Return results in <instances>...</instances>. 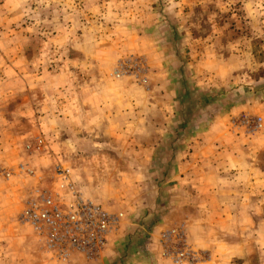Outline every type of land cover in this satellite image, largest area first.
<instances>
[{
    "label": "rangeland",
    "instance_id": "rangeland-1",
    "mask_svg": "<svg viewBox=\"0 0 264 264\" xmlns=\"http://www.w3.org/2000/svg\"><path fill=\"white\" fill-rule=\"evenodd\" d=\"M14 18L4 31L0 25L1 87L8 90L0 92V213L23 227L17 234L39 238L18 219L34 188L69 196L55 177L59 163L84 197L124 211L111 233L123 232L131 207L144 199L146 114L147 148L159 171L152 183L172 189L177 182L170 167L185 136H195L184 151L199 154L203 172L187 175L181 200L146 223L147 241L156 225L163 228L159 256L144 264H264V191L226 180L235 157L239 169L255 162L264 170V0H27ZM155 52L166 59L160 79L152 77ZM197 66L209 87L188 78ZM152 104L164 105V117L144 111ZM244 117H261L260 127L248 129ZM212 152L210 165L202 154ZM144 224L133 233H144ZM178 228L195 255L182 263L161 250L162 231ZM13 246L5 244L10 264L20 260ZM102 252L75 254L66 264L93 263Z\"/></svg>",
    "mask_w": 264,
    "mask_h": 264
},
{
    "label": "crops",
    "instance_id": "crops-1",
    "mask_svg": "<svg viewBox=\"0 0 264 264\" xmlns=\"http://www.w3.org/2000/svg\"><path fill=\"white\" fill-rule=\"evenodd\" d=\"M26 1L27 0H0V25L3 31L6 29L5 23H12L15 20L14 17H20L24 14ZM165 61V56L159 57V54H156V52L155 54H151V65L157 68V70L152 74L153 78H163L164 74L161 70V67L164 66ZM3 64L4 62L2 63V65ZM193 64L194 63L191 62V66H193ZM193 70L194 73L188 78L190 80H193L196 86L202 85L204 87H209V81L203 75L206 69L200 71L198 67L196 70L195 68H193ZM1 75L2 74H0V92L2 88L4 93L6 94L8 93V90L1 87V81H5V78L2 77L3 75ZM179 77L182 79L180 74ZM236 105H233L231 107L230 112L237 109ZM152 108H154L157 112L160 110V112L162 113L161 116L164 117L163 104L145 105L144 111L147 112L148 110H152ZM225 115H228V113H226ZM146 116L147 115L144 114V169L142 170L144 172L142 174L144 176V199L140 200V205H133V207H131L133 209L132 212L134 214V217L131 216L132 219L130 225L133 226L127 225L123 232L119 233V235L117 232L110 233L108 235L106 247L103 250L101 257H99L100 259H96L97 261L95 260V262L93 263H91L90 261H84L80 264H144L146 263V260L158 257L159 246L157 242V233L163 227H161L160 225H156V227H154L153 229L154 231H152L151 239L147 241V239L145 238V236L148 234V231L145 229L146 223L150 222L151 217L155 216L157 218L159 214L161 215L162 213L159 212L161 208L167 207V205H171L173 202L181 200L178 196L181 191L182 181L184 180V178H186L187 175H198L203 172L198 162V160H201V158L198 159L199 154L196 153L195 150L187 153H185L184 151L189 147L187 146V144H190V146H194L193 144L196 142V138L195 136H192L190 138L185 136L181 141H179L180 139L178 140L179 143L176 147L178 149V152L175 157L173 156L175 160L170 167L171 172L173 171V176L177 178V182L172 186L173 191L170 188H166L165 181H159L158 179L157 181H155V183H152L153 177L158 175L159 171L157 170L158 167H155L154 163L152 162L154 155L152 149L147 148L148 146L151 147L150 145H147V143H152L153 140L150 141L148 138ZM161 122L162 128L159 129V131L160 133H164V120ZM155 128L158 129V126H155ZM261 142L262 139H260V143ZM0 143H4L2 137H0ZM260 148L261 147L259 146L258 149L260 150ZM202 155L204 156V158L202 159H207L208 161H210V165L213 164V160H216L217 156V154H215L214 152ZM235 158L238 160L236 167H234L233 169L230 168L226 171V176L228 177L226 180L228 181V184L231 182H235L239 186L238 189L242 190H244V186H251L253 193L255 191L257 193H260L262 190L264 191V186L261 187V185L264 184V170H262L261 166L255 164V162H252V164H246L245 167L239 169L240 158ZM234 169L235 171H233ZM162 172H160V175ZM206 173H208L207 169ZM240 183L242 185H239ZM163 191L167 193H165L166 196L164 197L162 196ZM256 197L257 199H259L258 195ZM253 200H255V198H253ZM5 214L6 209H4L2 213H0V244L2 245H0V264H10L9 261L4 260V257L9 255V249L5 247V244L12 240H14L15 245V248L13 246L15 256L20 260L11 264H66V261H59L53 258L45 248L43 241L40 238H37L35 235L31 236L30 232H27L28 234H17L18 232L22 231L23 227L20 228L21 226H18V223L16 221L13 222L11 220L12 218ZM166 215H169V213H166L165 216ZM142 223H145L144 233L138 234L140 231L133 233V229L136 228L138 224L142 225ZM10 228H14L18 231L10 232ZM25 228V230L29 229L28 227ZM127 240H129L130 242V247L126 250V252H121L118 247L122 246L123 244L125 245V242ZM125 253L129 255L130 258L126 259L124 256ZM124 260H126L127 262H125Z\"/></svg>",
    "mask_w": 264,
    "mask_h": 264
},
{
    "label": "built area",
    "instance_id": "built-area-1",
    "mask_svg": "<svg viewBox=\"0 0 264 264\" xmlns=\"http://www.w3.org/2000/svg\"><path fill=\"white\" fill-rule=\"evenodd\" d=\"M242 124L250 130L261 125V117L250 120L244 117ZM5 177L10 171H3ZM55 177L66 186V193L56 195L44 188H34L18 215L20 222L31 226L43 241L52 257L66 261L75 254L95 259L104 250L108 235L116 231L124 220V211H110L78 192L71 179L70 167L56 165ZM162 255L175 263L193 259L185 237L178 229H166L161 233Z\"/></svg>",
    "mask_w": 264,
    "mask_h": 264
},
{
    "label": "trees",
    "instance_id": "trees-1",
    "mask_svg": "<svg viewBox=\"0 0 264 264\" xmlns=\"http://www.w3.org/2000/svg\"><path fill=\"white\" fill-rule=\"evenodd\" d=\"M182 84V83H181ZM130 247V242L129 240H127L125 242V245L123 244L122 246L118 247V249L121 251V252H126V250ZM125 258L128 259L130 258L129 255H127L126 253L124 254ZM125 262H127L126 260H124Z\"/></svg>",
    "mask_w": 264,
    "mask_h": 264
}]
</instances>
